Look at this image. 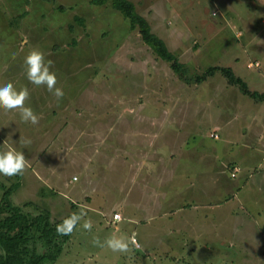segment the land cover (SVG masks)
<instances>
[{
    "label": "rangeland",
    "instance_id": "1",
    "mask_svg": "<svg viewBox=\"0 0 264 264\" xmlns=\"http://www.w3.org/2000/svg\"><path fill=\"white\" fill-rule=\"evenodd\" d=\"M131 1L137 12L150 22L152 31L184 64L185 78L173 72L168 62L159 59L142 42L137 29L131 30L128 20L109 2L94 5L90 0H0V60H12L14 68L11 71L23 72V77L17 78L21 82L15 87H19L23 79L27 80L24 57L30 48L36 47L44 53L46 60L53 61L51 70L56 73L57 87L64 91L63 98L79 94L78 91L85 88L83 83L91 79L86 96L80 97L70 108L71 116L93 117V120L102 117L109 123L136 112L137 116L139 111L143 115L153 112L157 116L158 109H140V104L167 101L172 104L173 119L183 117L201 121L197 127L200 129L203 125L201 129L206 137L201 143L205 153L214 156L216 149L217 154L223 153L220 158L230 156L234 150L228 152L221 140L213 139L225 132V123L217 130L213 120L227 123L231 117L259 123L264 117V101L242 94L220 74L201 83L195 82L193 76L201 74L209 65L227 66L247 83L249 89L264 91V0ZM58 4L66 9L59 11ZM75 16L82 17V24L74 20ZM70 25L73 30L69 29ZM89 101L96 106L95 109H85ZM109 129L105 127L106 132ZM209 131H212L210 136L215 134L216 137H209ZM140 136L139 141H135L137 144L144 140ZM118 139L119 143L123 141ZM95 142L94 137L91 143L94 145ZM187 142L201 148L200 138ZM91 153H95L93 148ZM76 158L80 166L83 159L81 156ZM213 162L219 163L216 159ZM234 166L238 170L230 171L232 177L241 171L238 164ZM247 169L244 167L243 172ZM28 174V188L15 190L11 195L14 205L27 204L25 211L48 209L52 221H62L71 213L80 211L87 202L83 196L64 198L53 194L49 199L50 207L37 204L35 194L41 183ZM241 174L235 176L238 183H242ZM79 180V175L71 177L74 183ZM14 181L15 176L0 174V195L3 186L8 187ZM242 196L247 205L246 213L251 212V219L260 220L259 224L263 226L264 196H255L251 186ZM26 200L30 202H23ZM106 223L99 218L95 225L92 224L91 231H87L81 221L57 260L46 264H245V260H250L248 264H264V240L259 254L255 244L260 232L258 225L251 224L254 228L251 227L252 234L250 228L246 233L238 231L235 240L221 238V242H214L208 250L197 247L187 261L184 253L175 247L176 235L164 236L167 245L158 250L146 248L143 244L144 248L132 247L127 254L94 245L96 238L103 242L110 236L128 237L130 228L117 233L114 222Z\"/></svg>",
    "mask_w": 264,
    "mask_h": 264
},
{
    "label": "crops",
    "instance_id": "2",
    "mask_svg": "<svg viewBox=\"0 0 264 264\" xmlns=\"http://www.w3.org/2000/svg\"><path fill=\"white\" fill-rule=\"evenodd\" d=\"M12 68V60H0V86L21 82L17 78L23 77V72L11 71ZM83 84L85 88L79 94L57 103L46 88L23 79L17 89H29L26 104L40 116L36 126L22 122L18 110L5 113L0 109V149L12 141L11 146L23 151L29 164L22 175L15 176L13 192L28 188L27 173H31L41 183L35 194L37 204L50 207L49 199L55 194L64 198L86 197L85 219L93 225L102 218L106 224L114 222L117 233L130 228L127 235L137 234L139 248H144V244L154 250L167 245L164 236L176 235L175 247L184 253L187 261L197 247L208 250L214 242H221V238L235 240L238 231L246 233L249 228L252 234L251 224L259 226L255 244L258 254L262 252L264 225L258 219H251V212L246 213L242 195L251 186L255 196H264V117L259 123L231 117L227 123L214 119L212 123L217 130L225 125V132L213 138L212 130L209 137L221 140L228 152L234 150L230 156L220 158L223 153L217 154L216 149L214 156L204 152L202 143L206 135L202 133L203 125L201 131L197 127L201 121L173 119L172 104L167 101L140 104V109H158L157 116L139 111L137 116L136 112L111 123L102 117L95 120L89 117V120L71 116L70 108L86 96L91 79ZM88 105L85 109L96 107L90 101ZM105 127L110 129L106 132ZM139 136L144 137L142 144L135 142ZM19 138L31 143L24 147ZM118 138L123 141L119 143ZM198 138L201 148L187 142ZM92 148L95 153H91ZM76 156L83 159L80 166ZM215 159L219 163L213 162ZM234 164L241 167L238 173H242V183L235 180L238 173L234 177L230 175ZM244 167L248 168L246 172ZM76 175L80 180L74 183L71 177ZM113 213H119L121 219H113ZM249 261L245 260V264Z\"/></svg>",
    "mask_w": 264,
    "mask_h": 264
},
{
    "label": "trees",
    "instance_id": "3",
    "mask_svg": "<svg viewBox=\"0 0 264 264\" xmlns=\"http://www.w3.org/2000/svg\"><path fill=\"white\" fill-rule=\"evenodd\" d=\"M108 2L128 20L131 30L137 29L142 42L159 59L168 62L173 72L185 78L184 64L169 50L164 40L152 31L150 22L137 12L131 0H90L94 5ZM56 8L59 11L66 9L61 4ZM74 20L79 24L83 22L82 17L79 16H75ZM69 29L73 30V26L70 25ZM215 74L223 76L228 84L237 86L247 97L264 101V92L249 89L247 83L237 76L231 67L209 65L201 74L193 76V80L201 83ZM15 187V184L3 186L0 195V264L53 263L62 253L70 235L57 234L56 225L61 221H52L48 209L25 211L24 206L27 204L14 205L11 194Z\"/></svg>",
    "mask_w": 264,
    "mask_h": 264
},
{
    "label": "clouds",
    "instance_id": "4",
    "mask_svg": "<svg viewBox=\"0 0 264 264\" xmlns=\"http://www.w3.org/2000/svg\"><path fill=\"white\" fill-rule=\"evenodd\" d=\"M24 65L25 75L29 83L37 87L46 86L47 91L59 103L64 97V91L61 87H57L56 73L51 70L53 61L46 60L44 53L39 48L32 47L24 57ZM29 97L30 92L27 87L17 89L9 82L0 86V109H3L5 113L18 110L22 122L36 126L39 124L40 116L26 104ZM4 143H7L6 140ZM19 143L26 147L31 141L19 138ZM28 167V160L23 151H17L11 145H7L3 150H0V174L3 176L22 175ZM86 215V210L81 208L80 211L71 213L69 216L63 218L56 225L57 234L71 235L81 221H83V229L91 231L93 225L89 219H85ZM115 218L118 221L121 219L119 215ZM136 236V233H132L130 237L110 236L103 242L99 238H96L93 243L100 247L106 246L113 252L127 254L132 250V247H140Z\"/></svg>",
    "mask_w": 264,
    "mask_h": 264
},
{
    "label": "built area",
    "instance_id": "5",
    "mask_svg": "<svg viewBox=\"0 0 264 264\" xmlns=\"http://www.w3.org/2000/svg\"><path fill=\"white\" fill-rule=\"evenodd\" d=\"M251 65H252V64L250 63V64H249V66H251ZM211 136H213V137H216V135H215V134H213V135L211 134ZM237 170H238V168H237V167H234L232 171H237ZM74 179H75V178H74ZM117 215H119V214H117V213H114V214H113V219H115V220H116V218H115V217H116ZM119 216H120V215H119Z\"/></svg>",
    "mask_w": 264,
    "mask_h": 264
}]
</instances>
